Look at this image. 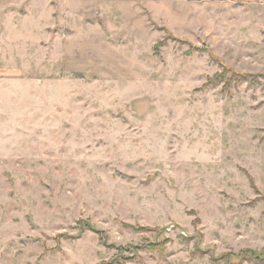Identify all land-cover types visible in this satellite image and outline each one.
Returning <instances> with one entry per match:
<instances>
[{
	"label": "rangeland",
	"instance_id": "obj_1",
	"mask_svg": "<svg viewBox=\"0 0 264 264\" xmlns=\"http://www.w3.org/2000/svg\"><path fill=\"white\" fill-rule=\"evenodd\" d=\"M0 80V264H264V0H3Z\"/></svg>",
	"mask_w": 264,
	"mask_h": 264
},
{
	"label": "crops",
	"instance_id": "obj_2",
	"mask_svg": "<svg viewBox=\"0 0 264 264\" xmlns=\"http://www.w3.org/2000/svg\"><path fill=\"white\" fill-rule=\"evenodd\" d=\"M1 1H3V0H0V2ZM5 87V86H4ZM3 87V83H2V80H0V110H1V112H3L4 113V111L6 110L5 108H6V105H5V103H4V99H5V96H6V94H8L7 92H5L4 90H5V88ZM6 88H8V89H10L11 87L9 86V87H6ZM12 95L14 94V92L13 91H9ZM2 116L4 117V115L2 114ZM2 116L0 115V118H2ZM1 132H2V129H1V127H0V151L2 150H4V142L3 141H1V139H2V135H1Z\"/></svg>",
	"mask_w": 264,
	"mask_h": 264
},
{
	"label": "trees",
	"instance_id": "obj_3",
	"mask_svg": "<svg viewBox=\"0 0 264 264\" xmlns=\"http://www.w3.org/2000/svg\"><path fill=\"white\" fill-rule=\"evenodd\" d=\"M220 75V74H219ZM257 257H260V256H257Z\"/></svg>",
	"mask_w": 264,
	"mask_h": 264
}]
</instances>
